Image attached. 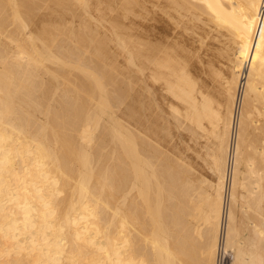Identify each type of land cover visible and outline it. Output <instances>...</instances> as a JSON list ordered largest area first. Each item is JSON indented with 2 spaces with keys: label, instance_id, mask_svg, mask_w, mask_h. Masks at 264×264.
<instances>
[{
  "label": "bare ground",
  "instance_id": "bare-ground-1",
  "mask_svg": "<svg viewBox=\"0 0 264 264\" xmlns=\"http://www.w3.org/2000/svg\"><path fill=\"white\" fill-rule=\"evenodd\" d=\"M91 1L0 0V264H259L236 203L255 213L250 230L263 242L264 0H156L172 24L197 10L196 22L206 15V27L229 35L223 103L203 92L171 41L136 43L122 30L112 13L129 15L133 0H97L116 22L125 62L182 105L172 110L192 133L216 141L206 145L214 184L195 182L143 136L131 68L78 12Z\"/></svg>",
  "mask_w": 264,
  "mask_h": 264
},
{
  "label": "rangeland",
  "instance_id": "rangeland-1",
  "mask_svg": "<svg viewBox=\"0 0 264 264\" xmlns=\"http://www.w3.org/2000/svg\"><path fill=\"white\" fill-rule=\"evenodd\" d=\"M91 2H92V4L89 5L88 7H86V9H85L87 11L82 10L81 8L78 9V12H81V18H83L85 20L89 19V22H90L91 26L93 28L96 26V28L99 29V32L102 33V34L99 33L101 35V37L107 35L108 40H109V37H110V40L112 41V43L109 40L110 42L108 41V44H107L109 49H112V50L109 51L110 53L112 52V55L111 54L110 55L112 56V58L115 57V56H118V58L115 57L116 61H118V66L125 67V66L128 65V68L129 69L131 68L130 69V71H131L132 70V67H131L132 65L129 63V61H128V63H127V61L125 62V59L128 58V54L124 53L125 49L121 50L122 49L121 43H119V41H115V40H117V38L115 37V35H113L114 28H112L111 26L113 24H116V22L109 21L108 17H106L103 14V12L105 11L104 8H103L104 2L103 3L102 2L98 3L97 0L96 1L92 0ZM133 2H134L133 3V9L134 10L132 11V13L130 12V14H129L132 19H130V16L128 15V13H127L128 17H127V15L125 17H122L121 15H119V12L118 13H116V12L112 13V15H114L115 17H118L119 20L121 19L120 20L121 22L125 21L124 22L125 24H123L122 30H125V31H127L128 33L131 34V36H130L131 38L130 39L134 40V42H136V41H138V42H146L147 41L148 43L149 42L155 43L156 42L155 40H162L163 43H165V42L167 43V42L171 41L172 43L171 42L170 43L172 45V49H173V51L175 50L174 52L177 54V58L179 57L178 59L180 61L182 60L181 62L185 66H187L188 68L190 67L189 70H190L191 73L190 72H188V73L191 74L190 76L193 79L195 77L196 83L200 86L201 89L203 88L204 91L203 90L202 91L205 92V94L209 93L211 98L214 99L215 101H218L217 99L220 97V100H222L221 102L223 103L225 101V99L223 101L222 98H225V94L223 93L224 97L221 94V90H222V86L221 85L222 84H220V83H222V81H221V79L219 77H221L223 74H225L226 75V79L229 78V77H227V76H229V72H227L229 62H227V61H228L229 55L231 53L230 52L231 49L230 50L228 49V48H230V45H231L230 37H228L229 35L224 33V37L221 38L220 34H219V36H217L219 31L216 32L217 30L214 29V27L211 25V23H209V25H207V27H206L204 22L206 24H208V22H209V21H207V22L205 21L207 18H203V16H206V15H201V20H199L200 22H198V21L196 22L197 19H200V15H198V14L201 11L199 12V11L196 10L195 14L199 18H197V16L195 15V17H196V18L194 17L195 21L193 20L192 15H191L190 18H189L188 15H187L188 17L185 15V19H184V17H179V18L176 17L177 20H174V22L176 21L177 23L175 22V24H177V25H175V24H172L173 19L175 17L172 20H169V18H167L166 16H160L161 13H159V11H158L156 0H143V1L142 0H139V1L138 0H133ZM96 4H97V6H96ZM134 4H136V5H134ZM142 4H143V6H142ZM135 6H137V7H135ZM197 12H198V14H197ZM90 14H91V17H90ZM141 14H143V15H141ZM201 14H204V13L201 12ZM86 17H87V19H86ZM133 17H134V19H133ZM186 18H188V19L186 20ZM125 19H127V20H125ZM136 19H138L139 21L136 20ZM189 19L192 22L188 21ZM134 20H136V21L134 22ZM140 20L142 21V23H141ZM184 20L188 24L185 23ZM179 21L183 25H181ZM193 21H194V23L196 22L197 24L196 23L194 24ZM111 22H113V23H111ZM137 22H138V24L140 23L142 26L140 24L138 25ZM189 22H190V24H189ZM92 23H94V24L98 23V24H95V25L93 24L92 25ZM103 24H104L105 27L103 26ZM132 24H133V26H132ZM135 24L138 25L139 27L136 26ZM162 24H164V25H162ZM191 24L194 25V26H192L193 28L190 26ZM127 25H128V27H127ZM130 25H131V27H129ZM101 26H103V27H101ZM184 26L188 27V28H184ZM197 26L199 27V29L197 28ZM100 28L102 30H104V29L105 30L101 31ZM128 28H130V29H128ZM132 28H133V30H135L134 33H132V31H133ZM134 28H136V29H134ZM173 28H175V29H173ZM187 29H188V31H187ZM107 30H108V32H107ZM109 30H112V32H110ZM137 30L140 31V32H138ZM209 30L211 31L210 34L206 33ZM214 30H215L216 33L214 32ZM141 31H142V33H141ZM144 31H145V33H144ZM192 31H194V32H192ZM108 33H109V35H108ZM204 33H206V34H204ZM146 34H150L148 39H152V40H147V38L143 39V38H145L144 36ZM211 34H213L215 38ZM134 35L136 37H134ZM140 35H142V36H140ZM204 35H206V36H204ZM226 35H228V36H226ZM227 37H228V39H227ZM113 38H114V40H113ZM157 38H159V39H157ZM223 39H225L226 41L223 40ZM174 40H176V41L174 42ZM220 40H222V41L220 42ZM227 41H228V44H230V45H228L226 43ZM113 43H114V46H117V48L119 47L118 51H116L117 48L115 49V47L113 46ZM173 44H174L175 48H173ZM177 47L179 49H181V50H179ZM177 49L179 51H181V52H179ZM125 54H127V55H125ZM121 55H122V57H121ZM125 56H127V58H124ZM180 56H181V58L183 57V59H180ZM119 57H121V58H119ZM230 57H231V55H230ZM187 59H188L189 63L185 62V60H187ZM209 59H210V63H209ZM128 60H129V58H128ZM123 62H125L127 64H125ZM119 63L120 64H125V66H123V65L121 66ZM137 64H138V62H137ZM139 67H140V65H138V67H137V65L135 67H133V70L135 72L132 70L131 74L135 77L134 78V82L132 84L133 88H134L133 94H134V97H135V100H136V105L138 106V107H136L135 111L141 112L142 115H145L146 120H147L146 127L148 129H147V131H142L143 136H145L146 139L148 138L147 140H149L151 144L153 142V145L157 146L156 148L158 149V151H160L159 153L162 154L164 158H166V159L167 158L168 159L171 158V160H173L172 162H176V160L178 161L180 159L178 161L180 164H183V163L185 164L186 163L185 165L183 164V166L186 167L188 165L187 167H189L188 169L190 170V172L193 175V177H194V175H198V176H195L194 178L192 177V179L195 182L199 178L200 179L203 178L202 180L205 179L204 181L206 183L209 182L208 184L216 183L217 182L216 181L217 180V175H216V172H215L214 167L212 165V162H211V160H210V158L208 156V152L210 151L211 147H213L212 144H214L216 141H214L213 138L210 139V137H209L210 135H207V134L206 135L208 136V140L209 141H205V140H207V136L204 139L205 133L202 132L201 130H200L201 131L200 132L199 130L195 129L196 131L194 130V132L192 133L193 130H191L190 127L189 128L186 127L187 126V122H185L183 117H181V114H178L179 115L178 116L172 110L174 108V106L177 105L176 108L178 109V111L180 113H182L183 112L182 105L180 103H178V101H175L166 91H164L165 89H164L162 84L160 85L159 82H157V83L155 81L153 82V79L150 78L151 76H148V75H150L149 74L150 72H148V70L140 71V70H138V69H140ZM220 67H222V68H220ZM139 75H141V76H139ZM144 75H146V76H144ZM225 75H223L224 77L222 76L223 78L221 77L222 80L225 79ZM145 81H146V83H145ZM139 102H140V104H139ZM172 105H173V108H172ZM181 109H182V111H181ZM172 114H174L175 117ZM177 116H178V118H177ZM118 117H120V116H118ZM118 120H120V119L118 118ZM120 121H122L123 123H126V124L128 122V125H132L128 120H124V121L120 120ZM151 124H153V125H151ZM185 127H186V129H185ZM150 130H153L155 133L153 131L150 132ZM194 133H197V134H194ZM153 134H156V135H153ZM199 135H201V136H199ZM206 145H208L210 147V149ZM214 146H215V144H214ZM205 148H207V149H205ZM195 178H197V180ZM207 191H209V187L207 188ZM240 192H243V190H239V193ZM240 200H238V202H237L238 204L236 203V217H237L236 221H237V225L240 224L239 226L243 228L242 229V234L244 236L248 234L247 236H245L246 240L251 238L249 242L245 241V243L247 242L246 243L247 246H248V244H251L249 246H250L251 249L255 250L254 254H256L258 256L257 259L260 260L259 264H264V241L263 242L258 241L256 234L253 232V230L252 231L250 230V228L252 226H251V223L249 221L254 219V214L255 213L254 212L251 213L252 212L251 210L248 211V213L246 212L247 214L245 213V211L243 212L244 209H243V207L241 208L242 200L241 201ZM262 206H263V210H264V202H263ZM249 212L252 215L251 214L249 215ZM248 216H251V217L248 218ZM262 216L264 217L263 211H262ZM263 220H264V218H263ZM229 260H230V258L228 256L226 258V260L225 259L223 260V262L224 261L228 262Z\"/></svg>",
  "mask_w": 264,
  "mask_h": 264
}]
</instances>
